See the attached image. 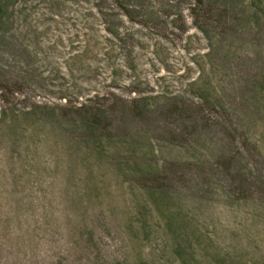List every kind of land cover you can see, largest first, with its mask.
I'll return each mask as SVG.
<instances>
[{"label": "rangeland", "instance_id": "1", "mask_svg": "<svg viewBox=\"0 0 264 264\" xmlns=\"http://www.w3.org/2000/svg\"><path fill=\"white\" fill-rule=\"evenodd\" d=\"M0 264H264V0H0Z\"/></svg>", "mask_w": 264, "mask_h": 264}]
</instances>
